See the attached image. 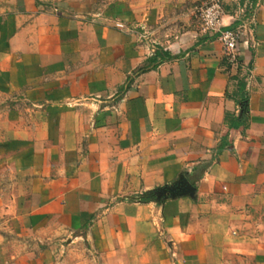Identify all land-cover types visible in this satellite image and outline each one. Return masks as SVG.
Here are the masks:
<instances>
[{
    "label": "crops",
    "instance_id": "crops-1",
    "mask_svg": "<svg viewBox=\"0 0 264 264\" xmlns=\"http://www.w3.org/2000/svg\"><path fill=\"white\" fill-rule=\"evenodd\" d=\"M198 1L0 0V264H264V0Z\"/></svg>",
    "mask_w": 264,
    "mask_h": 264
},
{
    "label": "built area",
    "instance_id": "built-area-1",
    "mask_svg": "<svg viewBox=\"0 0 264 264\" xmlns=\"http://www.w3.org/2000/svg\"><path fill=\"white\" fill-rule=\"evenodd\" d=\"M245 12V10H243ZM195 13L205 32H216L226 56L237 62L241 53V33L236 29H223L225 9L222 0H207L195 7Z\"/></svg>",
    "mask_w": 264,
    "mask_h": 264
},
{
    "label": "water",
    "instance_id": "water-1",
    "mask_svg": "<svg viewBox=\"0 0 264 264\" xmlns=\"http://www.w3.org/2000/svg\"><path fill=\"white\" fill-rule=\"evenodd\" d=\"M195 192L196 188L190 183L184 174H181L172 184L155 190V194L158 198H170L182 195L194 196Z\"/></svg>",
    "mask_w": 264,
    "mask_h": 264
},
{
    "label": "rangeland",
    "instance_id": "rangeland-1",
    "mask_svg": "<svg viewBox=\"0 0 264 264\" xmlns=\"http://www.w3.org/2000/svg\"><path fill=\"white\" fill-rule=\"evenodd\" d=\"M207 0H199L196 4H195V7L203 2H205ZM98 2V5L100 7V9H104V10H109V9H114L115 7L117 6H121L122 4H126V3H129L130 0H97ZM195 17L198 19V17L196 16V13H195ZM200 22V21H199ZM201 24V22H200ZM202 28V26H201ZM203 30V29H202ZM25 240L27 242V248L30 249V237H25Z\"/></svg>",
    "mask_w": 264,
    "mask_h": 264
},
{
    "label": "trees",
    "instance_id": "trees-1",
    "mask_svg": "<svg viewBox=\"0 0 264 264\" xmlns=\"http://www.w3.org/2000/svg\"><path fill=\"white\" fill-rule=\"evenodd\" d=\"M157 55H159L158 52L155 53V56H157ZM235 125L237 126L238 124L235 123ZM152 196H153V193H150V194H146V195H144V196H141L140 198H141L142 200H147V199H150Z\"/></svg>",
    "mask_w": 264,
    "mask_h": 264
}]
</instances>
